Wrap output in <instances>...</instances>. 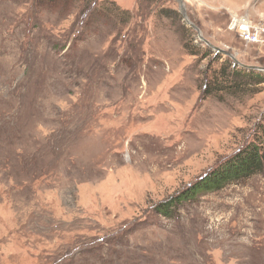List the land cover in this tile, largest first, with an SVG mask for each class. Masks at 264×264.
Masks as SVG:
<instances>
[{
  "label": "rangeland",
  "instance_id": "374dc122",
  "mask_svg": "<svg viewBox=\"0 0 264 264\" xmlns=\"http://www.w3.org/2000/svg\"><path fill=\"white\" fill-rule=\"evenodd\" d=\"M241 15L264 0H0V264H264V173L157 210L264 124V83L216 76L264 72Z\"/></svg>",
  "mask_w": 264,
  "mask_h": 264
},
{
  "label": "trees",
  "instance_id": "16d2710c",
  "mask_svg": "<svg viewBox=\"0 0 264 264\" xmlns=\"http://www.w3.org/2000/svg\"><path fill=\"white\" fill-rule=\"evenodd\" d=\"M71 1L75 0H64L63 3L62 0H37L38 4L41 6H44V4L54 6V4L60 2L63 4V6H66ZM107 11H110L108 9V4H103L93 11L92 16H106ZM229 68L230 67L227 69ZM223 70L217 72L216 76H219V74L222 73V79H224L225 83H238L240 87L247 86L252 80H254L256 85L264 83V72H259L256 69L248 70L241 68L238 70V66L235 65V69L233 70L228 71L225 68ZM217 79L219 81V77ZM224 81H221L220 84H218L219 86L217 90L222 91ZM211 93L212 92L207 89V94L210 95ZM263 173L264 124H260L258 132L255 135L253 141L249 142L247 145H244L228 160H226L221 165L216 166L185 190L159 203L157 205V210L161 214L172 218L183 203L194 200L201 194L218 191L231 184L242 183L254 175Z\"/></svg>",
  "mask_w": 264,
  "mask_h": 264
},
{
  "label": "built area",
  "instance_id": "2783aa9c",
  "mask_svg": "<svg viewBox=\"0 0 264 264\" xmlns=\"http://www.w3.org/2000/svg\"><path fill=\"white\" fill-rule=\"evenodd\" d=\"M231 28L238 33L241 41L255 48H264V22L253 21L247 15L234 16Z\"/></svg>",
  "mask_w": 264,
  "mask_h": 264
},
{
  "label": "water",
  "instance_id": "95a60500",
  "mask_svg": "<svg viewBox=\"0 0 264 264\" xmlns=\"http://www.w3.org/2000/svg\"><path fill=\"white\" fill-rule=\"evenodd\" d=\"M180 1H181V0H180ZM208 44H209V42H208ZM210 46L212 47L211 44H210ZM213 48H215L218 52H223L224 54H227V55L232 56V57L236 60V62H239V61L233 56V54H232L231 52L225 51V50H223V49H221V48H219V47H215V46H213ZM242 65H244V64H242ZM244 66H245V67H248V68L259 69V70H262V69H263L262 67H257V66H247V65H244Z\"/></svg>",
  "mask_w": 264,
  "mask_h": 264
}]
</instances>
